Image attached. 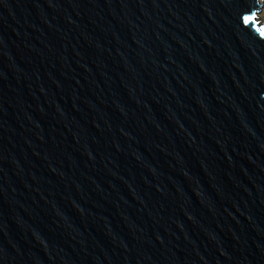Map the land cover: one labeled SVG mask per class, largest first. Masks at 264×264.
<instances>
[{
	"label": "water",
	"instance_id": "1",
	"mask_svg": "<svg viewBox=\"0 0 264 264\" xmlns=\"http://www.w3.org/2000/svg\"><path fill=\"white\" fill-rule=\"evenodd\" d=\"M261 1L0 0V264H264Z\"/></svg>",
	"mask_w": 264,
	"mask_h": 264
},
{
	"label": "rangeland",
	"instance_id": "2",
	"mask_svg": "<svg viewBox=\"0 0 264 264\" xmlns=\"http://www.w3.org/2000/svg\"><path fill=\"white\" fill-rule=\"evenodd\" d=\"M261 6H260V10H259V15H257V19L259 18V17H262L263 19H264V1H261ZM262 22V21H261ZM262 23H264V22H262Z\"/></svg>",
	"mask_w": 264,
	"mask_h": 264
},
{
	"label": "bare ground",
	"instance_id": "3",
	"mask_svg": "<svg viewBox=\"0 0 264 264\" xmlns=\"http://www.w3.org/2000/svg\"><path fill=\"white\" fill-rule=\"evenodd\" d=\"M260 21L264 22V19L262 17H259L258 18Z\"/></svg>",
	"mask_w": 264,
	"mask_h": 264
},
{
	"label": "snow or ice",
	"instance_id": "4",
	"mask_svg": "<svg viewBox=\"0 0 264 264\" xmlns=\"http://www.w3.org/2000/svg\"><path fill=\"white\" fill-rule=\"evenodd\" d=\"M247 19V18H246ZM261 35L264 36V30H261Z\"/></svg>",
	"mask_w": 264,
	"mask_h": 264
},
{
	"label": "built area",
	"instance_id": "5",
	"mask_svg": "<svg viewBox=\"0 0 264 264\" xmlns=\"http://www.w3.org/2000/svg\"><path fill=\"white\" fill-rule=\"evenodd\" d=\"M260 12H258V15H259Z\"/></svg>",
	"mask_w": 264,
	"mask_h": 264
}]
</instances>
